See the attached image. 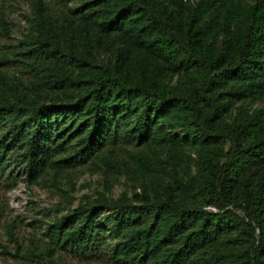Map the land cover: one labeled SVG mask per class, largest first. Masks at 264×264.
<instances>
[{"label":"trees","instance_id":"trees-1","mask_svg":"<svg viewBox=\"0 0 264 264\" xmlns=\"http://www.w3.org/2000/svg\"><path fill=\"white\" fill-rule=\"evenodd\" d=\"M250 1L244 23L231 36L230 27L242 13L236 0H203L189 7L184 21L164 5L176 6L175 0H95L89 3V16L96 18L71 31L67 50L39 4L31 51L37 60L55 63L63 55L89 66L111 33L122 49L114 64L89 74V91L74 103H26L14 94L15 104L2 95L0 111L22 106L29 112L24 151L29 180L47 167L72 163L71 157L52 161L66 150L64 140L52 138L60 108L82 119L79 130L89 131L76 144L79 161L98 156L106 143L132 140L140 149L123 165L147 174L160 146L168 142L179 145L189 138L206 148L205 159L187 182L142 193L139 204L88 202L68 211L53 227L57 243L85 249L95 240L93 233L86 222L73 223L106 210L110 231L119 238L113 255L129 264H264V120L245 116L228 124L222 118L233 98L264 95V0ZM218 31L228 37L220 45L211 40ZM48 70L60 86L75 83L56 64ZM179 72L190 73L188 85L163 84L165 77ZM124 121H134L131 132H124ZM24 128V122L16 123L12 137L20 138ZM168 130L181 132L183 140ZM101 161L119 165L111 151ZM228 207L245 216L221 212ZM52 250H45L49 259Z\"/></svg>","mask_w":264,"mask_h":264},{"label":"rangeland","instance_id":"rangeland-1","mask_svg":"<svg viewBox=\"0 0 264 264\" xmlns=\"http://www.w3.org/2000/svg\"><path fill=\"white\" fill-rule=\"evenodd\" d=\"M95 0H0V104L2 95L14 101L18 94L26 103L34 100L46 104H66L76 102L80 95L89 91V74L98 71L102 65L114 64L120 55L122 45L116 35L105 40L103 46L91 58L89 66H83L68 56H59L55 63L41 62L31 51L35 47L37 36L36 14L42 9V15L51 31L59 38V44L67 50L69 37L73 29H84L95 15L89 3ZM176 6L164 5L168 12L181 20H186L189 7L203 0H175ZM212 1L217 0H210ZM242 13L230 27L231 36L237 34L244 23V10L252 4L250 0H236ZM226 35L216 32L211 40L220 45ZM56 64L66 71L75 81L72 85L56 84L48 66ZM190 73L179 72L165 77L163 84L175 87L188 85ZM57 119L53 121L52 138L64 140V153L52 158L61 162L71 157L72 163L65 167L53 165L44 169L38 177L29 180L25 167V139L28 135L29 112L20 107L18 110L0 111V264H129L113 255L114 246L119 241L110 231V222L106 217L110 212L104 210L89 217H80L73 226L86 222L93 238L83 250H75L68 244L57 243L54 226L70 210L88 202L126 201L139 204L142 193L152 195L175 182H187L196 172L197 163L205 159L204 146L192 139L183 140L179 131L167 132L184 143L179 145L166 143L160 146L156 165L147 174H139L129 165H123L129 154L139 151L135 142L126 140L115 145L106 143L100 148L98 156L87 161H79L75 156L76 144L88 135V130H79L82 119L65 109L55 110ZM245 116L264 120V95L260 97L233 98L225 106L222 115L228 123L239 122ZM18 122H24V132L20 138L12 137V128ZM123 130L131 132L134 121H124ZM130 139L132 134L129 135ZM111 151L118 167L105 165L101 158ZM210 211L218 212L217 207ZM229 210L244 217V213ZM87 220V221H86ZM110 221L114 218L110 217ZM53 246L50 259L45 250ZM51 261V262H50Z\"/></svg>","mask_w":264,"mask_h":264}]
</instances>
